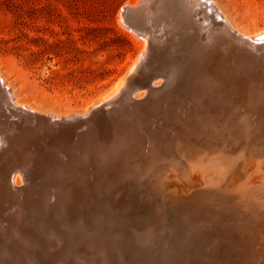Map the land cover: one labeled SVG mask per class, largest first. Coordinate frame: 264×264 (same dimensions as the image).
<instances>
[{
    "label": "rangeland",
    "instance_id": "rangeland-1",
    "mask_svg": "<svg viewBox=\"0 0 264 264\" xmlns=\"http://www.w3.org/2000/svg\"><path fill=\"white\" fill-rule=\"evenodd\" d=\"M130 1L131 0H0V77L3 78L9 84L10 86L9 88L12 90V94L14 98L16 97L15 101L17 102L18 107L21 105L20 107H24V108L27 107L25 109L29 110L28 113L22 112V111L16 112V111H12L14 109L10 110L9 108L7 109V112H9V114L2 113L1 115L2 117H4V115H7L5 116L6 119L0 117V120L4 121L3 119H5L6 120L5 122L8 123V124L6 123L5 125L4 122L1 123L0 121V124H1L0 126H2L0 127L1 129L0 130V172L7 170V169L11 170L12 169L11 164H13L14 163L13 161H15L12 158L17 155H24L23 151L26 153L29 150H34L35 153L34 154L31 153L30 157L36 158L37 156H39L40 158L39 160H35V161L27 160L26 161L27 163L29 161L30 162L28 164L24 162L23 164L25 165L23 164L21 166L17 165L16 166L17 169L15 168L17 173L15 171L13 172V170H15L13 169L12 173L9 175L10 182L11 184L13 183V187L16 185L17 187H20L19 192L21 193L22 191L25 196L21 197L20 193L17 192L15 194L16 196L13 194L11 199L0 200V218H1L0 227L2 226L0 228V264H7V263L8 264H18V263L19 264H26V263L34 264V262L36 264H38V262L39 264H52L53 262V264H55L56 261L54 260L56 259H57L56 264L57 263L58 264H61V263L62 264H65V263L104 264L103 260L104 262L107 261L105 264H119V263L122 264L124 262H125L124 264H131V263L132 264H141V263L142 264H186V263L187 264H194V263L208 264L209 261L212 264V262L215 259L217 260V263H215L216 262L215 260L213 264H230L231 262L235 264V263H238L239 261H241L240 263L243 264L244 262H246L245 260L248 259L247 257H243L245 255L244 253H247V249L245 250L243 244L241 243L240 244L237 243L240 245V249L239 248L235 249V247H239V246L236 244V242H234L232 233L230 235L229 234L225 235L226 233L225 229H220L218 226L215 227L214 225L213 226L211 225L212 228L211 226L210 228L206 227V225L208 226V224L206 225L203 224V226L205 227L204 228L201 227L200 229L202 230L191 229L192 227L190 228L189 224H187L184 221L182 223L181 222L182 221L181 217L183 215L182 211L178 208L173 207L172 200H164L163 197L161 196L162 195L161 192H165L167 188H165L164 191L160 192L159 195L161 196V198H159V195H158L157 199L155 197L153 198V200L152 199L148 200L147 195L149 194V191L152 187V183L148 184V182H151L150 180L145 181L140 176L137 177L136 179L135 177H133L134 179L131 180L132 177L130 178L131 176L130 175L129 180H127L128 178L125 179L126 176L124 178L122 177L123 178V182H122V178L120 177V174H121V171L124 169L123 166L121 165H119L118 167L114 166V167H117V169L116 171L113 170L114 168L113 164L115 162L116 163L114 165L117 164V161H115L116 159L119 161H121L122 159L124 161H128L127 159L128 156L124 154L122 155V152H120V150H118L119 153L117 151L116 152L112 151L113 152L112 153L110 151V148L106 151V148L109 147L111 142L120 140L117 134L119 132L118 130L121 127L129 129L130 131L129 138L126 139V141H129L128 145L130 144V147L133 145L132 150L134 151V157L133 159L130 158L132 162H130L131 160L129 159V163H128V165H131L132 167L137 166L139 164V162L136 161V158L138 157L137 153L140 154V152L145 150L144 148L148 146L149 140L147 138V135L151 133L152 130L154 129L160 130L158 136L161 137L162 139H165L166 142H169V143L175 139L176 137L174 136L175 134L176 135L179 133L181 134V132L182 134L186 133V131H181V129H177L178 124L180 123H178L176 120L174 121V116L176 117V115L178 114L177 116L182 118V116H184L183 112L188 111L186 107L189 109L188 101H190L189 100L190 96L187 94V92L190 90L189 89L187 90V88H189L188 86L190 84L188 81L195 78L196 77L195 75H197V72H195L196 66L193 65L194 68L193 67L189 68V65H188V60H190V58L193 57V55L191 54L193 52L192 49L194 47L203 48L205 45L206 46L204 48L208 47V49L209 47L212 48L214 45H216L217 47L220 46V48L224 49L223 46H226L229 43L231 44L232 41L233 42L235 41L233 39L236 38L235 36H233L234 34L232 35L233 38L230 37L231 32L228 33V31L225 30L224 28L225 25L223 21L220 20L221 19L220 15L219 17H217L215 14V11L213 13L214 9H210L209 4L206 3L204 0L203 1L201 0L200 4H198L199 8L196 5L197 3H199L200 0L196 2L194 1L195 3L192 1L191 5H190L189 0H175L177 3L176 6L182 7L184 11L183 14L186 16L188 20L186 21L187 23L176 21L175 19L172 18L171 13H166V7L165 5H163L165 0H148L147 4H143V6H140V7L136 6L135 8H131ZM135 1H138V0H135ZM213 2L215 6L217 7V9L219 8V10L222 12L221 16L223 14L222 17L228 20V23H230L229 25L232 26V28L236 30L237 33L239 32L241 35L244 34V35L252 36L257 30H260V29L261 31L264 30V0H213ZM141 3L142 2H140V4ZM201 3L203 4L201 5ZM188 6L190 8L187 9L186 7ZM201 6H202V9L204 10V13H203V10H201ZM183 7L186 8L187 10L184 9ZM205 7L206 9L208 8V10H206ZM131 9H135V10L131 12ZM141 9L143 10L141 11ZM211 10L212 12H210ZM186 11L188 12V14ZM205 12L208 14H206ZM201 13L205 15L203 16ZM133 15H135L136 18L133 17L132 19H130ZM206 15L208 16V18ZM137 17L140 20H138ZM214 17H215V21H213ZM216 17H217V20H216ZM191 18L192 19L194 18V19L191 20ZM126 20L130 21L133 24V26L130 22L128 21L126 22ZM195 21L196 22L199 21V22L196 23ZM221 22L223 26L221 25ZM202 23H204L205 25L204 24L202 25ZM218 23L221 25V27ZM135 24L136 26H134ZM207 24H208V27L206 26ZM200 25L202 28L199 27ZM184 26H186L185 29H184ZM195 28L198 29L199 32H197L198 30H196ZM214 28H216V30ZM219 28L221 29L222 33L220 32ZM209 29H210V32H209ZM211 29L213 31L215 30L213 34H212L213 31ZM217 32H220V34ZM207 34H209L210 36ZM215 35H217L215 37L216 39H214ZM211 37L213 39H211ZM189 38L191 40H187ZM200 38L201 40H199ZM203 39L205 41L207 39L208 40L204 42L202 41ZM227 41L229 42L228 44H226ZM196 43H199V46H197L198 44ZM262 44L264 43H260L258 46L261 45L264 47V45ZM201 45H204V46L202 47ZM260 52L264 53L263 50H261ZM135 57L136 58L139 57V59L138 58L136 59ZM224 60L221 62L231 66V68L233 65L235 66L237 64L236 63L237 61H234L233 62L234 64L232 63L233 65H231V63H229L230 62L229 60L227 59H224ZM158 68L160 70H158ZM221 69L226 70L227 68H225V66H219V64H217L214 67V70L216 71L221 70ZM129 71H132V73L130 74ZM157 71L160 74L162 73V75L165 77H157L158 79L154 78L147 85L151 89L153 87L154 91L159 92L157 101L159 103L162 101L161 104H157V105L152 104L146 107L148 111H147V119L145 121L142 122L139 119V121L136 120L138 122L137 124L136 123L133 124V120H130L129 122H131L130 123L131 126L128 127L126 125H121L124 123L122 121H119V119L121 120L122 118L127 116L125 112L126 111L125 107H127V110L128 108H131L133 104L132 103L133 100L137 97H140L138 95H141V94L143 95L140 98L147 95L146 89L142 90L141 88H138V87L142 86L144 84L143 82L146 81L152 74H154L155 72L158 73ZM165 71H167V73ZM142 73L144 74L142 75ZM201 73L205 75L203 71ZM123 78L125 79L123 84L120 85L118 90L113 91V95L109 98V96L112 94V92L110 93L108 92L110 88L114 84H117L116 83L117 81L119 83ZM177 79H179L181 82ZM182 80H183L184 85L183 84L181 85ZM178 81L180 84L178 83ZM186 81L188 83H186ZM185 83H186L187 88H185ZM171 88H173L174 90H171ZM163 89H166V90H163ZM185 90L187 92H185ZM172 91L175 94L177 93V95H174ZM178 92L182 95L180 96L182 97L180 100L178 99L180 95ZM165 94L166 95L168 94V96H166ZM173 95L175 96V98ZM186 96H188L187 97L188 99L186 98ZM131 98L133 99L131 100ZM167 98H168V102L166 100ZM105 99L106 101H109L108 104L99 105V103L100 102L102 103L103 101H105ZM182 99H186V101L185 100L182 101ZM184 101L185 103H183ZM180 106H183L185 108H182ZM231 107L232 106L230 105V106L224 107V110L221 109V113L223 114H219L220 112L218 114L213 113L215 114L214 117H213V114L210 113L211 118L212 119L215 118L217 122L216 121L214 122L216 123L214 124L215 129L211 131H208L207 129L204 130L202 129V127H200L202 130L199 133L202 134V136H204L203 138L200 135V137H202L200 138V140L202 139L201 140L202 143L209 144V142L211 141L209 140V138H211V136L214 133L220 134L221 130L223 129L221 127L225 125V121H227L226 126L231 125V124H228L230 123L228 122L230 121L229 117L227 120L226 119L227 117L225 115V112H227L228 108H229V111L232 110L230 109ZM181 109H184L185 111L183 110L182 112ZM122 110H124L123 115H122ZM175 110L177 111V113ZM118 111L120 113H118ZM111 112H113L114 114ZM180 113H183V114L181 115ZM240 113L243 114L244 112H240ZM157 114L159 115V117L161 116L162 118V119L159 117H158L159 119L157 118L158 119L157 125L158 124L161 125L163 122L162 120L165 121L163 125L161 126L158 125L159 127L156 125ZM41 115L48 116V117H54V118H62L63 120H66V122H61L59 124L54 125L52 123H47L44 119H41V117H39ZM170 116L171 117L173 116V117L171 118ZM238 116L242 117L243 115L240 116V114H238ZM256 116H253L254 123L252 120L253 117L251 118V121H252L251 123H253V126H255V128L257 127V129H260L259 132L264 134V130H263L264 128L263 126H261L262 125L261 123H263V121H260V118L258 117V115ZM9 117L11 119H14L15 121L11 120L12 122L9 123L10 121ZM167 117L171 119V121L165 120V119H168ZM218 117H220L219 118L220 120L218 119ZM222 117H224L225 119H223ZM255 120L257 124L255 123ZM259 121L261 123H259ZM165 123H167V125ZM221 123L223 125H221ZM3 125L5 126L3 127ZM7 125L9 126L7 127ZM116 126H118V130L116 129L117 128ZM169 127L171 130L175 132H172V134H170V131H168L170 129L167 130V128ZM122 128L120 130L124 129ZM46 129H49V130L46 131ZM164 130H166V132ZM202 131L206 133L208 132L210 135L203 133ZM213 131H216V132H213ZM162 134H164L165 136H161ZM203 141H206V142H203ZM103 144H105L104 146L106 147H103L102 146ZM262 145H264V142L259 143V148ZM102 147L105 148V150L103 149L104 153H103ZM98 149H100V151H98ZM49 150L52 153L50 157L53 155L51 158L48 156ZM126 150L127 149H125V151ZM56 156L58 157L60 156V157L57 158ZM81 157H83V159H81ZM95 158H98V159H95ZM56 160L60 162L62 161L63 163L59 164V162ZM91 160H94V161L92 162ZM110 160L112 162L108 163V161ZM96 161L99 163L100 161H103L105 162L104 164L106 165H101L103 164V162L99 164ZM3 162H6V165H3ZM81 162L82 164H80ZM88 162H89V165H88ZM92 163H95V164H92ZM107 163L111 164L113 168L110 167L109 165L108 167ZM61 164H63L64 166ZM83 165H85V167ZM59 166L61 168H59ZM102 166H104L105 169ZM131 166L128 167L130 172L132 169ZM95 167H97L98 169ZM100 168L101 170H99ZM106 168L108 170L110 168L113 172L111 173V171L106 170ZM94 170L97 171L99 176L98 174H96V171L94 172ZM82 171L84 172V174ZM102 171L103 172L108 171V172H106L107 174H105ZM126 171H128V169ZM73 172L75 173L76 176L73 174ZM92 172L94 173V176ZM100 173H102L101 176H100ZM113 173L115 174L113 175ZM77 174H80V176ZM108 174L110 176H108ZM72 176L73 177L75 176V178L73 179ZM116 176L119 179H116ZM106 177L107 179H105ZM11 179H13L12 180L13 182L11 181ZM81 179H83L85 183H82L84 181L83 180L81 181ZM93 180H94V183L92 182ZM137 180H140L141 183ZM1 181H2V176L0 177V183ZM125 181H129V182L127 183ZM132 181L133 183H130ZM124 182L129 185L127 186V184H125ZM99 183H102V185L105 184V187L101 186V184ZM70 184L72 188H69L71 187ZM97 184H99V188ZM116 184H119L121 186L116 185ZM123 184H125V186L122 187ZM134 184H135L136 189L134 187ZM22 185H23V188H22ZM139 185H143L142 188L141 186L139 187ZM149 185L151 186L149 187ZM96 186L98 190L95 189ZM74 187H76L77 189H75ZM73 188L75 191L73 190ZM102 190L104 192H101ZM126 190L132 191V192L134 191L135 193V194L133 193L134 196L132 195V193H129V192H127L128 193L127 194ZM136 190L138 191V193ZM71 191L74 192L75 195ZM106 191L107 192L109 191V192L107 193ZM143 194H145L146 196ZM125 195H128L129 197L133 196L134 198L133 197L131 198L134 202L131 200V198ZM120 196H122L121 199H120ZM107 197H108V200H107ZM123 198L124 200H122ZM135 198L136 199L138 198V199L136 200ZM126 199L129 201L128 205H127ZM94 200H96V202ZM103 200L105 203L103 202ZM125 200H126V203L124 202ZM1 201H5V202L3 203ZM10 201L11 203H9ZM16 201H18L17 203H19L20 205H18ZM75 201H77L78 204L80 203L79 204L80 206ZM83 201L84 202L87 201V202L84 203ZM100 201H101V204H100ZM115 201H117L116 204H115ZM130 201H132L134 206H135V203H137L136 204L137 206L134 207L132 204H130L131 203ZM150 201H152L153 203L155 202L156 205ZM88 202L90 205L87 204ZM108 202H111V204L109 203L110 206ZM66 203L67 204L70 203V205H67ZM75 203H76V206L74 207ZM166 203H168L169 205ZM86 204L88 206H86ZM106 204H108L107 208H106ZM81 205H83L82 206L83 209L80 208ZM149 205H151V207ZM121 206H123V208L127 207L128 209L126 208L125 210L124 208L123 210L120 208ZM130 206L133 210L130 208ZM2 207L3 208L8 207V208H6V210L4 209L5 210L4 211ZM148 207H150L151 209ZM99 208L101 210L104 209L103 210L104 212L103 211L100 212ZM129 208L131 209V212ZM79 209H82L83 211ZM144 209L146 210V213L149 216L144 212L145 211ZM147 209L148 210L150 209V211H148ZM169 209L171 210L169 211ZM84 210H87V211L84 212ZM120 210H122V212L124 211L125 213L124 214L119 213ZM127 210H129V212H127ZM134 210L136 211V213L135 212L133 213ZM6 211L9 213H7ZM92 211H93V214L95 213L99 215L100 213V215L99 216L93 215L91 214ZM108 213L111 216H109ZM129 213L130 215H127ZM88 214H91V215H88ZM104 214H106L107 216ZM133 214L134 215L136 214L135 216L139 218H135V216H132ZM141 214H143V216ZM161 214H163V216H161ZM175 214H177V216ZM100 216H103L102 219H100L101 218ZM120 216H124V217H121L122 218L121 219ZM127 216L128 217L132 216V217L130 219ZM151 216L153 218L150 219ZM104 217L106 220L104 219ZM147 217H149V221H147L148 220ZM124 219L125 221H123ZM138 219L140 220L136 221ZM160 219L161 221H164L165 223L162 222L161 227L160 226L158 227V225H160ZM98 220H100V223L102 224H100ZM107 220L108 222L112 223V225L109 224ZM133 220L136 223H134ZM175 220L176 221L178 220V222H176ZM104 221L106 222V224ZM118 221L120 224L122 223L121 226L119 223H117ZM145 221H147L148 223L147 222L144 223ZM141 222L142 224L143 223L145 224L146 229L145 227H143L144 224L142 225V228L139 227L141 226V224L139 225V223ZM152 223L154 224V226ZM113 224H114V227H113ZM172 224L173 226L174 225L175 226L173 227ZM104 225H106L105 228H103ZM167 225L171 226V228L173 227L174 229L173 228L170 229V227L168 228ZM108 226L112 228L109 227L110 228L109 229L107 228ZM135 226H136V230H134ZM147 227H150V228H147ZM138 228H140V232L142 234L138 232ZM151 228L152 229L156 228L155 232H158L157 233L158 235H156L155 232H153V230L151 232ZM217 228L219 229L218 230L219 233L223 232L221 234V236L223 237L219 236L220 234L217 233ZM143 229L145 230V233L148 232L149 234L150 233L153 234L152 238L156 239L154 240L155 242L147 241V240L142 241L145 238L147 239L149 237V236L146 237L148 233H146L147 235H144L145 233L143 234ZM168 229H169V232H168ZM189 229H191L190 230L191 236L189 234ZM211 229H213V232ZM109 230L110 232H112L111 233L112 235L110 234ZM124 230H127V232H124ZM164 230H167V232L164 233ZM103 231H105L106 233ZM121 232L122 234H120ZM128 232H130L131 234L130 236ZM131 232L133 233V235ZM134 232L136 233V236L137 235L139 236V237L137 236L138 238L135 236ZM207 232H208V236H206ZM162 233L166 234V236L165 235L161 236ZM192 233L193 235L194 234L202 235V237L196 236V235L192 236ZM212 233H213V236H211ZM108 234H110L112 237ZM209 234L211 238L214 239L216 237V239L217 238L218 239L217 240L214 239L215 241L214 242L213 239L211 240V238L209 237ZM121 235L122 237H120ZM123 235L124 236L126 235V236L124 237ZM141 235L142 236L144 235V236L141 237ZM178 236H181L182 240L184 239L183 237L185 238L189 237V238L184 239L186 241L184 240L182 241L181 238ZM204 236L207 239L208 238L209 239L207 240ZM198 237H200L201 239ZM135 238L138 239L139 241L142 239L141 240L142 242H139L137 240V243H136V241L134 240ZM190 238L191 240H189ZM197 238L200 239L199 242ZM203 238L206 240H204ZM221 238L222 240L225 239V241L221 242ZM227 238L228 239L231 238L230 240L232 242L231 241L229 242ZM120 239L123 240V242L126 241L128 243L126 242L123 243ZM132 239L135 245L134 244L130 245V243L132 242L131 241ZM196 240H197V243H196ZM191 241H193V243ZM200 241H201V244L203 245L199 244ZM145 242L147 245H149L148 243L150 244L152 243L153 246L152 247H150L151 245L148 246L150 247V249H148L147 245H145L147 248L146 249L145 247H143ZM189 242H191L192 244L191 243L189 244ZM162 243H164L165 245L164 244L162 245ZM224 243L225 245H223ZM226 244L231 248L226 246ZM40 245L42 248L40 247ZM129 245L132 248L129 247ZM133 245L135 247L136 245H141V246H137L135 248ZM204 245L205 247L207 246L208 247L205 248ZM222 247H225V248H222ZM241 248L244 252L241 251ZM238 250H240V252ZM158 251H160L161 253ZM226 252L230 254L231 252H234V253H232L231 255L229 254L230 255L229 256L227 255L228 253ZM17 253H19L20 256L15 257L16 255H18ZM51 253L56 256H53ZM56 253L58 254L59 258L61 256H63L64 258L61 257V259H58ZM60 253H61V256H60ZM65 253L69 254L68 257ZM129 253L131 254V256ZM123 254L125 256L127 255L126 258ZM32 256H34V261H33ZM116 256H118V258ZM215 256H217L218 258L217 257L215 258ZM222 256H224L225 258L224 257L222 258ZM19 257L21 259L18 260ZM211 257H213V259ZM219 257H221V260H219ZM65 258H68V259L70 258V260L68 259L66 260ZM231 258L233 260H231ZM243 258L244 259L246 258V259L244 260ZM62 259L63 261L65 260L66 261L65 262L62 261L60 263ZM198 259L199 261L201 259L202 260L198 262ZM242 259L244 260V262ZM125 260L126 261L128 260V261L126 262ZM229 260H230V263H229ZM237 260L239 261L237 262Z\"/></svg>",
    "mask_w": 264,
    "mask_h": 264
},
{
    "label": "bare ground",
    "instance_id": "bare-ground-1",
    "mask_svg": "<svg viewBox=\"0 0 264 264\" xmlns=\"http://www.w3.org/2000/svg\"><path fill=\"white\" fill-rule=\"evenodd\" d=\"M190 1V5H191V3H192V1L194 2H196V1H199V0H189ZM203 1V0H202ZM206 3H208L209 4V8L210 9H214L213 10V13H214V11H215V14H216V16L217 17H219V15H220V20H222L223 21V23H224V28H225V30H227L228 31V33L229 32H231V35H230V37H232L233 38V36H235L236 38H234L233 40H235L234 42L232 41V43L230 44L228 41L226 42V44H228V45H226V46H223L224 47V49L223 48H220V46L219 47H217L216 45H214L212 48H210L209 47V49H208V47H206V48H204L205 46L204 45H201L203 48H201V47H194L192 50H193V52L191 53L192 55H193V57H189L190 58V60H192V61H190V60H188V65H189V68L190 67H193L194 68V66L193 65H195L196 66V70H195V72H197V75H195L196 77L195 78H193V79H191L190 81H188L189 82V88H187L186 87V83H188L187 81H186V83H185V88H187V90L189 89L190 91H186L185 90V92H187V94L190 96V101H188L189 102V109L186 107V109L188 110L187 112L184 110V109H181L182 110V112H183V110L185 111V112H183V113H180L181 115L183 114L184 116H182V118H180L179 116H177L176 115V117L174 116V121L176 120L178 123H180V124H178V128L177 129H181V131H186V133L185 134H182V132H181V134L179 133V134H175L174 136H176L175 137V139L174 140H172L170 143L169 142H166V140L165 139H162L161 137H159L158 135H159V131L160 130H152V132L151 133H149L148 135H147V138H148V146L147 147H145L144 149L145 150H143L142 152H140V154L139 153H137L138 154V159L136 158V161H138L139 162V164L137 165V166H134V167H132L131 165H128V163H129V159L131 158V159H133V157H134V151L132 150L133 149V145L130 147V144L128 145V143H129V141H126V139H128L129 138V133H130V131H129V129H126V128H122L121 126V128L123 129V130H118V126H116L117 128V130L119 131L118 132V136H119V138H120V140L119 141H113V142H111L110 143V145H109V147L108 148H106V151L110 148V151L112 152H118V150H120V152H122V155L124 154V155H127L128 157H127V159H128V161H124L123 159L121 160V161H119V160H115V161H117V164L116 165H114L113 163V167L114 166H119V165H121V166H123V170L121 171V174H120V177L122 178H124L125 176H126V178L125 179H127V180H129V176H130V178L132 177V179L131 180H133L134 178L133 177H135V179L137 178V177H142L145 181L146 180H150L151 182H148V184H150V183H152V187H151V189H150V191H149V194L147 195V198H148V200H150V199H152L153 200V198H155L156 197V199H157V196L160 194V192L161 191H164V189L165 188H167L166 190H165V192H161L162 193V197H163V199L164 200H172V202H173V207L174 208H178V209H180L181 211H182V214L184 215H182V223H183V221L184 222H186L187 224H189L190 225V228L191 229H200L201 227H205V226H203V224H208V226L206 225V227H209L210 228V226L212 225H214L215 227H219L220 229H225V231H226V233H225V235L226 234H233V238H234V242H236V244L237 243H241V244H243V246H244V248H245V250L247 249V253H244L245 255H247V256H243V257H247L248 259L247 260H245L244 258V260L246 261V262H244V260H243V264H264V145H262L260 148H259V143H262V142H264V134H262L261 132H259L260 131V129H257V127L255 128V126H253V123H254V117L253 116H256V115H258V117L260 118V121H263V123H261L260 121H259V123H261L260 125L261 126H263V128H264V53H261L260 51L261 50H263L264 51V47L263 46H258L260 43H264V30H262L261 31V29L260 30H257L253 35L252 34H250V35H252V36H249V35H241L239 32L237 33L236 32V30H234L233 28H232V26H230L229 24L230 23H228V20L227 19H225L224 17H222L223 16V14H222V16H221V11L219 10V8L217 9V7L215 6V4H214V2H213V0H204ZM140 2H142L143 4H147L148 3V0H138V1H135V0H131L130 1V6H131V8H135L136 6L137 7H140V6H143V4L141 5L140 4ZM179 2V1H178ZM194 2V3H195ZM200 2H201V0L199 1V3H197V7H198V4H200ZM127 3H129V2H127ZM188 3V2H187ZM140 4V5H139ZM189 4V3H188ZM203 3H201V5H202ZM163 5H165V7H166V13H171V16H172V18L173 19H175L176 21H179V22H186V21H188L187 20V18H186V16L183 14L184 13V11H183V9H182V7L181 6H176L177 5V3H176V1L175 0H165L164 1V3H163ZM207 6V5H206ZM129 7V6H128ZM208 7V6H207ZM178 8V9H177ZM184 8V7H183ZM187 9L188 8H190L189 6L188 7H186ZM186 8H184V9H186ZM199 8V7H198ZM186 9V10H187ZM195 9V8H194ZM205 9H206V7H205ZM133 10H135V9H131V12L133 11ZM139 10V9H138ZM143 9H141V11H142ZM201 10H203L202 9V6H201ZM206 10H208V8L206 9ZM190 11V10H189ZM195 11V10H194ZM144 12V11H143ZM187 12V11H186ZM199 12V11H198ZM208 12V11H207ZM210 12H212V10L210 11ZM134 13H135V11H134ZM145 13V12H144ZM195 13V12H194ZM197 13V12H196ZM203 13H204V10H203ZM203 13H201L202 15H203ZM206 13V12H205ZM187 14H188V12H187ZM190 14V13H189ZM193 14V13H192ZM191 14V15H192ZM199 14V13H198ZM197 14V15H198ZM206 14H208V13H206ZM136 15V14H135ZM135 15H133L131 18H130V16H129V18L130 19H132L133 17H135L136 18V16ZM196 15V14H195ZM205 15V14H204ZM203 15V16H204ZM212 15V14H211ZM214 15V14H213ZM207 16V15H206ZM205 16V17H206ZM141 17V16H140ZM217 17H216V20H217ZM134 18V19H135ZM138 18V17H137ZM194 18H196V17H194ZM193 18V19H194ZM201 18V17H200ZM207 18H208V16H207ZM209 18H210V16H209ZM133 19V20H134ZM192 18H191V20H193ZM204 19V18H203ZM129 20V19H128ZM128 20H126V22L128 21ZM133 20H132V22H133ZM138 20H140L139 18H138ZM174 20V21H175ZM190 20V21H191ZM196 20V19H195ZM208 20V19H207ZM211 20V19H210ZM209 20V21H210ZM213 20V19H212ZM227 20V21H226ZM201 21H202V19H201ZM206 21V20H205ZM213 21H215V17H214V20ZM128 22H130V21H128ZM135 22V21H134ZM196 22V21H195ZM197 22H199V21H197ZM196 22V23H197ZM207 22V21H206ZM211 22V21H210ZM210 22H208V23H210ZM131 23V22H130ZM187 23V22H186ZM201 23V22H200ZM220 23V22H219ZM218 23V24H219ZM132 24V23H131ZM189 24V23H188ZM199 24V23H198ZM204 23H202V25H203ZM130 25V24H129ZM180 25V24H179ZM187 25V24H186ZM190 25V24H189ZM188 25V26H189ZM194 25V24H193ZM192 25V26H193ZM205 25V24H204ZM220 25V24H219ZM221 25H222V22H221ZM221 25H220V27H221ZM132 26H133V24H132ZM134 26H136V24L134 25ZM139 26H141V25H139ZM207 27H208V24L206 25ZM211 26V25H210ZM210 26H209V28H210ZM213 26V25H212ZM223 26V25H222ZM131 27V26H130ZM185 27L186 26H184V29H185ZM200 28H202L201 27V25L199 26ZM198 27V28H199ZM204 27V26H203ZM219 27V26H218ZM217 27V28H218ZM197 28V27H196ZM195 28V29H196ZM127 29V28H126ZM204 29V28H203ZM215 30H216V28H214ZM220 29V28H219ZM218 29V30H219ZM196 30H198V29H196ZM202 30V29H201ZM212 30V29H211ZM214 30V31H215ZM224 30V29H223ZM187 31V30H186ZM213 31V30H212ZM211 31V32H212ZM214 31L212 32V34L214 33ZM188 32V31H187ZM197 32H199V30L197 31ZM205 32V31H204ZM209 32H210V29H209ZM220 32H221V29H220ZM220 32H217V33H219L220 34ZM206 33V32H205ZM207 33H208V31H207ZM222 33V32H221ZM134 34H135V32H134ZM201 34H203V33H201ZM211 34V33H210ZM226 34V33H225ZM234 34V35H233ZM184 35V34H183ZM190 35V34H189ZM197 35H198V33H197ZM200 35V34H199ZM207 35H209V34H207ZM218 35V34H217ZM217 35H215L214 36V39H216L215 37L217 36ZM229 35V34H228ZM233 35V36H232ZM137 36V35H136ZM210 36V35H209ZM187 37V36H186ZM191 37V36H190ZM138 38H139V36H138ZM141 38V37H140ZM192 38V37H191ZM207 38V37H206ZM205 38V39H206ZM218 38V37H217ZM229 38V37H228ZM142 39V38H141ZM211 39H213L212 37H211ZM219 39V38H218ZM230 39V38H229ZM228 39V40H229ZM143 40V39H142ZM183 40V39H182ZM187 40H191L190 38L189 39H187ZM186 40V41H187ZM199 40H201V38L199 39ZM208 40V39H207ZM206 40V41H207ZM202 41H204V42H206L204 39L202 40ZM203 42V43H204ZM216 42V41H215ZM201 43V42H200ZM214 43V42H213ZM213 43H212V45H213ZM219 43H220V41H219ZM225 43V42H224ZM186 44V43H185ZM196 44H198L197 46H199V43H196ZM215 44V43H214ZM223 44V43H222ZM224 45V44H223ZM262 45H264V44H262ZM145 47V46H144ZM188 47V46H187ZM190 47V46H189ZM193 47V46H192ZM217 48H219V49H217ZM191 50V49H190ZM188 53H190V52H188ZM140 54V53H139ZM144 54V53H143ZM141 55V54H140ZM216 57V58H215ZM136 58V57H135ZM138 59H139V57H137ZM136 58V59H137ZM162 58V57H161ZM154 59V58H153ZM224 59H227V60H229L228 62L229 63H231V65H233L234 63V61H237L236 63V65L234 66H232V68H231V66H229V65H227V64H225V63H223V62H221V61H223ZM225 61V60H224ZM134 62V61H133ZM132 62V63H133ZM175 63V62H174ZM233 63V64H232ZM134 64V63H133ZM132 64V65H133ZM158 64V63H157ZM172 64V63H171ZM211 64H212V66H211ZM217 64H219V66H225V68H227L226 70L225 69H221V70H218V71H216V70H214V67L217 65ZM169 65H170V63H169ZM191 65V66H190ZM131 67V66H130ZM152 67V66H151ZM165 67V66H164ZM163 67V68H164ZM169 67V66H168ZM167 67V68H168ZM130 69V68H129ZM166 69V68H165ZM199 69V70H198ZM131 70V69H130ZM144 70V69H143ZM158 70H160L159 68H158ZM146 71V70H145ZM149 71V70H148ZM155 71V70H154ZM204 72L205 73V75H203L201 72ZM158 72V71H157ZM164 72V71H163ZM166 73H167V71H165ZM129 73L131 74L132 73V71H129ZM128 73V74H129ZM146 73V72H145ZM156 73V72H155ZM152 74L146 81H144L143 83V85L142 86H140V87H138V88H141L142 90H144V89H146L147 90V95L146 96H144V97H142V98H140L141 96H143L142 94L141 95H138V96H140V97H137V98H135L134 100H133V104H132V106H131V108H128V110H127V107H125L126 108V114H127V116L126 117H124V118H122L121 120L119 119V121H122L124 124H121V125H126V126H131V122H129L130 120H133V124H137L138 122L136 121V120H138L139 121V119L143 122V121H145L146 119H147V111H148V109L146 108L147 106H150V105H152V104H161V102L159 103L157 100H158V95H159V92H156V91H154L153 90V87H152V89L151 88H149L148 87V83L152 80V79H154V78H157V77H165V76H163L162 75V73L160 74L159 72L158 73H156V74ZM172 73H174V72H172ZM185 73V72H184ZM144 73H142V75H143ZM147 74H149V73H147ZM147 74H145V75H147ZM165 74V73H164ZM168 75V74H167ZM192 75H193V73H192ZM169 76V75H168ZM170 77V76H169ZM145 78V77H144ZM184 78H185V76H184ZM124 79V78H123ZM121 80L119 83H118V81L116 82L117 84H114L111 88H110V90L108 91L109 93L110 92H112V94L109 96V98L113 95V91H115V90H118L119 89V87H120V85L121 84H123V82L125 81V79L124 80ZM158 79V78H157ZM181 79H182V77H181ZM0 80L2 81V83H3V85L6 87V88H8L9 89V91H10V93H11V95H12V97H13V100H14V104H15V106H18L17 105V102L15 101V98H14V96H13V94H12V90L9 88L10 86H9V84L3 79V78H1L0 77ZM145 80V79H144ZM169 80V79H168ZM175 80V79H174ZM177 80H179V79H177ZM183 80H185V79H183ZM183 80H182V83H181V85L183 84L184 85V83H183ZM187 80V79H186ZM180 81V80H179ZM179 81H178V83H179ZM154 82V81H153ZM165 82H166V80H165ZM181 82V81H180ZM185 82V81H184ZM160 83V82H159ZM166 84H167V82H166ZM180 84V83H179ZM137 85V84H136ZM154 85V84H153ZM158 85H160V84H158ZM163 85V84H162ZM172 85V84H171ZM178 85V84H177ZM181 85H180V87H181ZM155 86V85H154ZM160 87V86H159ZM165 87V86H164ZM174 88H175V86H174ZM184 88V87H183ZM182 88V89H183ZM184 88V89H185ZM140 89V90H141ZM157 89V88H156ZM170 89V88H169ZM179 89V88H178ZM162 90V89H161ZM163 90H166V89H163ZM171 90H174L173 88H171ZM180 90H181V88H180ZM169 91V90H168ZM183 91V90H182ZM173 92V91H172ZM176 92V91H175ZM174 93V92H173ZM179 93V92H178ZM181 93H183V92H181ZM108 94V93H107ZM168 94H170V93H168ZM168 94L166 95V96H168ZM180 94V93H179ZM185 94V93H184ZM109 95V94H108ZM134 95V94H133ZM132 95V96H133ZM174 95H177V93L175 94L174 93ZM173 95V96H174ZM170 96V95H169ZM172 96V97H173ZM180 96H182L181 94L179 95V98L178 97H176V98H178L179 100L182 98V97H180ZM172 97H171V99H172ZM184 97V96H183ZM188 96H186V98H187ZM129 98V97H128ZM134 98V97H133ZM133 98H131V100L133 99ZM163 98V97H162ZM170 98V97H169ZM174 98H175V96H174ZM102 99V98H101ZM188 99V98H187ZM103 100H104V98H103ZM127 100V99H126ZM159 100H160V98H159ZM167 100V102H168V98L166 99ZM176 100V99H175ZM174 100V101H175ZM178 100V101H179ZM183 100H185L186 101V99H182V101ZM100 101V100H99ZM170 101H172V100H170ZM173 101V102H174ZM185 101L183 102V103H185ZM108 102L109 101H106V99H105V101H103L102 103L100 102L99 103V105H107L108 104ZM126 102V101H125ZM167 102H165V103H167ZM181 102V101H180ZM127 103V102H126ZM131 103V102H130ZM170 103V102H169ZM175 103V102H174ZM182 103V104H183ZM128 104V103H127ZM164 104V103H163ZM188 104V103H187ZM191 104V105H190ZM168 105H170V104H168ZM179 105V104H178ZM177 105V106H178ZM232 106L230 109H232V110H230L229 111V108H228V110H227V112H225V111H223V112H225V115H226V119L228 120V117H229V120L230 121H228V122H230V123H228V124H231V125H228V126H226V123H227V121H225V125H223L222 123H221V125H223L221 128H223L222 130H221V133L220 134H213L212 136H211V138H209V140H211L210 142H209V144L208 143H202L201 142V140H200V138H204V136H202V134H200L199 132L202 130V129H207L208 131H211V130H213V129H215V127H214V124H216V123H214L215 121H216V119L215 118H211V114L210 113H219V114H223V113H221V109H223L224 110V107H226V106ZM21 106V105H20ZM19 106V107H20ZM27 106V105H26ZM125 106H126V104H125ZM159 106V105H158ZM173 106H175V105H173ZM184 106H186V105H184ZM130 107V106H129ZM163 107V106H162ZM180 107H182V108H185V107H183V106H180ZM25 108H27V107H25ZM153 108V107H152ZM175 108V107H174ZM179 108V107H178ZM177 108V109H178ZM9 109V108H8ZM29 109V108H28ZM123 109V108H122ZM11 110V109H10ZM180 110V109H179ZM13 111V110H12ZM34 111V110H33ZM37 111V110H36ZM107 111V110H106ZM116 111V110H115ZM119 111H120V109H119ZM118 111V113H120ZM176 111V110H175ZM229 111V112H228ZM11 112V111H10ZM17 112V111H16ZM31 112H32V110H31ZM231 112V113H230ZM240 112H244L243 114L242 113H240ZM7 114H9V112H6ZM40 113V112H39ZM111 113H113V112H111ZM123 113H124V110H122V115H123ZM176 113H177V111H176ZM230 113V114H229ZM19 114V113H18ZM114 114V113H113ZM179 114V115H180ZM215 114H213V117L215 116ZM238 114H240V116L241 115H243L242 117H239L238 116ZM12 115H13V113H12ZM15 115V114H14ZM224 115V116H225ZM5 116H7V115H4V117H2V116H0V117H2V118H5ZM16 116V115H15ZM68 116V115H67ZM108 116V115H107ZM110 116V115H109ZM120 116V115H119ZM155 116V115H154ZM172 116V117H173ZM218 116V115H217ZM221 116V115H220ZM223 116V115H222ZM10 117H11V115H10ZM9 117V118H10ZM17 117V116H16ZM64 117H65V115H64ZM70 117V116H69ZM113 117V116H112ZM117 117H118V115H117ZM159 115L157 114V117H156V125H157V123H158V119L159 118H161V116L159 117ZM163 117V116H162ZM169 117V116H168ZM167 117V118H168ZM171 117V116H170ZM171 117V118H172ZM253 117V118H252ZM257 117V116H256ZM1 118V119H2ZM14 118V117H13ZM68 118V117H67ZM120 118V117H119ZM158 118V119H157ZM217 118V117H216ZM220 117H218V119H219ZM223 119H225L224 117H222ZM221 118V119H222ZM251 118H252V120H253V123H251L252 121H251ZM6 119V118H5ZM5 119H3L4 121H2V120H0L1 121V123L2 122H4L5 123V125H6V123L7 122H5L6 120ZM60 119V118H59ZM108 119V118H107ZM162 119V118H161ZM160 119V120H161ZM217 119V120H218ZM11 120H13V121H15L14 119H11L10 118V121H9V123H11L12 121ZM124 120V121H123ZM165 120H170L171 121V119H165ZM220 120V119H219ZM257 120V119H256ZM256 120H255V123H256ZM259 120V119H258ZM17 121V120H16ZM163 122H162V124L161 125H163V123L165 122L164 120H162ZM173 121V120H172ZM233 121H234V123H233ZM217 122V121H216ZM222 122V121H221ZM232 122V123H231ZM15 123V122H14ZM168 123H170V122H168ZM172 123V122H171ZM218 123H219V121H218ZM218 123H217V125H218ZM8 124V123H7ZM166 125H167V123H165ZM174 124V123H173ZM257 124V123H256ZM1 125V124H0ZM5 125H3V127L5 126ZM15 125V124H14ZM98 125V124H97ZM155 125V126H156ZM159 125V124H158ZM157 125V126H158ZM161 125H159V126H161ZM165 125V126H166ZM259 125V124H258ZM9 125H7V127H8ZM158 126V127H159ZM225 126V127H224ZM257 126V125H256ZM0 127H2V126H0ZM56 127V126H55ZM157 127V128H158ZM200 127H202V129L200 128ZM260 127V126H259ZM51 128V127H50ZM104 128V127H103ZM155 128V127H154ZM43 129H45V128H43ZM161 129H162V127H161ZM165 129V128H164ZM168 129H170V127L169 128H167V130ZM173 129V128H172ZM218 129V128H217ZM219 129H220V127H219ZM1 130V129H0ZM4 130V129H3ZM41 130H42V128H41ZM47 130H49V129H46V131ZM53 130V129H52ZM51 130V131H52ZM70 130V129H69ZM206 130V131H207ZM264 130V129H263ZM55 131V130H54ZM163 131V130H162ZM165 132H166V130H164ZM168 131H170V134H172V132H175V131H173V130H168ZM49 132V131H48ZM47 132V133H48ZM203 132V131H202ZM213 132H216V131H213ZM212 132V133H213ZM258 132H259V134H258ZM52 133V132H51ZM120 133V134H119ZM168 133V132H167ZM197 133H199V134H197ZM203 133H206V132H203ZM211 133V134H212ZM206 134H209L208 132L206 133ZM53 135V134H52ZM200 135L202 136V137H200ZM204 135V134H203ZM210 135V134H209ZM161 136H165L164 134H162ZM170 136V135H169ZM171 137V136H170ZM206 137H207V135H206ZM205 137V138H206ZM118 139V138H117ZM167 139V138H166ZM204 140V139H203ZM209 140H207V141H209ZM168 141V140H167ZM262 141V142H261ZM203 142H206V141H203ZM106 143V142H105ZM147 143V142H146ZM107 144V143H106ZM105 144H103L102 146L103 147H106V146H104ZM108 145V144H107ZM101 147V146H100ZM102 147V150L104 149L105 150V148H103ZM101 149V148H100ZM100 149H98V151H100ZM125 149H127L126 151H125ZM104 150H103V153H104ZM142 150V149H141ZM138 151V150H137ZM140 151V150H139ZM53 152V151H52ZM56 152V151H55ZM84 152H85V150H84ZM102 152V151H101ZM109 152V151H108ZM112 152V153H113ZM145 152V153H144ZM23 153H24V155H17V156H14L12 159L13 160H15V161H13L14 163L13 164H11V167H12V169L11 170H4V171H1L0 172V177L2 176V181H1V183H0V200H5V199H11L12 198V196H13V194L15 195L17 192L18 193H20L19 192V190H20V187H17V185L16 186H14L13 187V183L11 184V182H10V178H9V175L12 173V170L13 169H15L16 168V166L17 165H22L24 162H26L27 160H33V161H35V160H39L40 158H39V156H37L36 158L35 157H30L31 155V153H35V151L34 150H29V151H27L26 153L23 151ZM48 153H49V157H50V155L52 154L51 153V151L49 150L48 151ZM54 153V152H53ZM92 153V152H91ZM95 153V152H94ZM98 153V152H97ZM100 153V152H99ZM106 153V152H105ZM119 153V152H118ZM107 154V153H106ZM135 154H136V152H135ZM82 155V154H81ZM84 155H85V153H84ZM88 155V154H87ZM53 156V155H52ZM51 156V157H52ZM83 156V155H82ZM96 156V155H95ZM50 157V158H51ZM57 158H59L58 156H56ZM91 157H93V156H91ZM97 157V156H96ZM101 157V156H100ZM100 157H98V158H100ZM103 157V156H102ZM114 157V156H113ZM136 157V156H135ZM98 158H95V159H98ZM115 158V157H114ZM80 159V158H79ZM79 159H77V160H79ZM81 159H83V157H81ZM80 159V160H81ZM85 159V158H84ZM93 159V158H92ZM113 159V158H112ZM121 159V158H120ZM130 159V160H131ZM53 160V159H52ZM51 160V161H52ZM61 160V159H60ZM86 160V159H85ZM100 160V159H99ZM98 160V161H99ZM135 160V159H134ZM41 161V160H40ZM50 161V160H49ZM56 161H58V160H56ZM92 162L94 161V160H91ZM105 161V160H104ZM135 161V162H136ZM16 162V163H15ZM30 162V161H29ZM28 162V163H29ZM32 162V161H31ZM59 162V164L60 163H63L62 161L60 162V161H58ZM58 162H57V164H58ZM77 162V161H76ZM85 162V161H84ZM97 162V161H96ZM101 162H103V161H100V163ZM106 162H107V160H106ZM109 162H112L111 160L110 161H108V163ZM130 162H132V160L130 161ZM134 162V161H133ZM27 162H26V164H28ZM52 163V162H51ZM97 163H99V162H97ZM99 163V164H100ZM105 162H103V164H101V165H106V164H104ZM107 163V166L109 165L110 167H112L111 166V164H108ZM49 164V163H48ZM54 164H56V163H54ZM71 164V163H70ZM77 164V163H76ZM80 164H82V162L80 163ZM92 164H95V163H92ZM1 165H2V163H1ZM3 165H6V162H3ZM23 165H25V164H23ZM47 165V164H46ZM61 165H63V164H61ZM73 165V164H72ZM88 165H89V162H88ZM100 165V166H101ZM133 165V164H132ZM20 166H18V167H20ZM48 166V165H47ZM52 166V165H51ZM64 166V165H63ZM81 166V165H80ZM84 167H85V165H83ZM96 166H97V164H96ZM106 166V167H107ZM108 166V167H109ZM129 166H131L132 167V169H131V172H130V170H129ZM54 167V166H53ZM52 167V168H53ZM94 167V166H93ZM103 168H104V166H102ZM112 167V168H113ZM117 167H114L113 168V170H115L116 171V169H117ZM51 168V169H52ZM59 168H61L60 166H59ZM73 168V167H72ZM95 168H97V167H95ZM17 169V168H16ZM16 169L15 170H13V172L15 171L16 172ZM20 169V168H19ZM58 169V168H57ZM70 169V168H69ZM75 169V168H74ZM88 169V168H87ZM90 169H91V167H90ZM94 169V168H93ZM98 169V168H97ZM96 169V170H97ZM105 169V168H104ZM128 169V171H126ZM59 170V169H58ZM62 170H64V169H62ZM72 170V169H71ZM96 170H94V172L96 171ZM99 170H101V168L99 169ZM106 170H108L107 168H106ZM109 170L111 171V173L113 172L110 168H109ZM108 170V171H109ZM120 170V169H119ZM19 171H21V170H19ZM53 171V170H52ZM98 171V170H97ZM97 171H96V174H98L97 173ZM108 171H106V172H108ZM68 172H70V171H68ZM83 172V171H82ZM101 172V171H100ZM103 172V171H102ZM106 172H103V173H105V174H107ZM119 172V171H118ZM17 173V172H16ZM33 173V172H32ZM64 173H65V171H64ZM66 173H67V171H66ZM93 173V172H92ZM110 173V172H109ZM15 174V173H14ZM13 174V175H14ZM23 174V173H22ZM71 174V173H70ZM70 174H68V175H70ZM73 174L75 175V173L73 172ZM83 174H84V172H83ZM101 174L102 173H100V176H101ZM104 174V175H105ZM115 173H113V175H114ZM124 174H126V175H124ZM67 175V174H66ZM77 175H79L80 176V174H77ZM76 176V175H75ZM75 176L73 177V179L75 178ZM78 176V177H79ZM93 176H94V173H93ZM98 176H99V174H98ZM108 176H110L109 174H108ZM112 176V175H111ZM67 177V176H66ZM83 177H85V176H83ZM96 177V176H95ZM115 177V176H114ZM11 178H12V176H11ZM71 178V177H70ZM77 178V177H76ZM88 178V177H87ZM104 178V177H103ZM111 178V177H110ZM123 178H122V182H123ZM72 179V178H71ZM105 179H107V177L105 178ZM113 179V178H112ZM112 179H111V181H112ZM116 179H119V178H117V176H116ZM116 179H114V180H116ZM13 179H11V181H12ZM83 179H81V181H82ZM87 180V179H86ZM91 180V179H90ZM110 180V179H109ZM109 180H107V181H109ZM130 180V181H131ZM142 180V179H141ZM143 180V181H144ZM69 181V180H68ZM84 181V180H83ZM116 181H118V180H116ZM121 181V180H120ZM120 181H119V183H120ZM137 181H139L140 182V180H137ZM13 182V181H12ZM93 183H94V180L92 181ZM121 182V183H122ZM125 182H129V181H125ZM124 182V183H125ZM15 183V182H14ZM22 183V182H21ZM82 183H85V181L84 182H82ZM92 183V184H93ZM127 183H125V184H127ZM130 183H133V181L132 182H130ZM135 183V182H134ZM141 183V182H140ZM140 183H138V184H140ZM144 183V182H143ZM147 183V182H146ZM24 184V183H23ZM90 184H91V182H90ZM99 184H101V186H104L105 187V184L104 185H102V183H99ZM99 184H97L98 185V188H99ZM111 184V183H110ZM125 184H123L122 185V187L123 186H125ZM2 185V186H1ZM25 185V184H24ZM30 185V184H29ZM96 185V184H95ZM95 185H93V186H95ZM113 185V184H112ZM116 185H119V184H116ZM129 184H127V186H128ZM70 186H71V184H70ZM100 186V187H101ZM119 186H121V185H119ZM130 186H131V184H130ZM133 186V185H132ZM138 186V185H137ZM141 186V188H142V186L143 185H139V187ZM151 185H149V187H150ZM2 187H4V188H2ZM16 187V188H15ZM67 187V186H66ZM134 187H135V184H134ZM147 187V186H146ZM149 187H148V189H149ZM17 188H18V190H17ZM22 188H23V185H22ZM69 188H72V186L71 187H69ZM75 189H77L76 187H74ZM74 188H73V190H74ZM107 188V187H106ZM116 188V187H115ZM96 190H98L97 189V186H96V188H95ZM109 189V188H108ZM123 189H125V188H123ZM130 189V188H129ZM135 189H136V187H135ZM134 189V190H135ZM147 189V190H148ZM95 190V191H96ZM101 190V189H100ZM128 190V189H127ZM126 190V193L127 192H129V193H132V195L134 196V191L132 192V191H127ZM131 190H132V188H131ZM137 190H138V188H137ZM136 190V191H137ZM145 190V189H144ZM75 191V190H74ZM135 191V192H136ZM26 192V191H25ZM24 192V193H25ZM72 192V191H71ZM101 192H104L103 190L101 191ZM107 192V191H106ZM109 192V191H108ZM107 192V193H108ZM72 193H74V192H72ZM106 193V194H107ZM125 193V194H126ZM134 193V194H133ZM137 193H138V191H137ZM136 193V194H137ZM144 193H145V191H144ZM69 194H70V192H69ZM103 194V193H102ZM128 194V193H127ZM141 194H142V192H141ZM71 195H73V194H71ZM74 195H75V193H74ZM122 195V194H121ZM129 195H131V194H129ZM143 195H145V194H143ZM16 196V195H15ZM18 196V195H17ZM20 196L21 197H24L25 195L23 194V192L21 191V193H20ZM125 196H128V195H125ZM124 196V197H125ZM133 196H131V197H133ZM140 196V195H139ZM146 196V195H145ZM144 196V197H145ZM161 196L159 195V198H161ZM129 197V196H128ZM131 197H129V198H131ZM137 197V196H136ZM143 197V198H144ZM14 198V197H13ZM15 198H17V197H15ZM111 198V197H110ZM109 198V199H110ZM122 198V196H120V199ZM127 198V197H126ZM134 198V197H133ZM116 199H118V198H116ZM136 199V198H135ZM138 199V198H137ZM136 199V200H137ZM146 199V198H145ZM20 200V199H19ZM18 200V201H19ZM107 200H108V197H107ZM113 200V199H112ZM115 200V199H114ZM122 200H124V198L122 199ZM121 200V201H122ZM127 200V199H126ZM126 200L124 201L125 203H126ZM130 200V199H129ZM131 200H132V198H131ZM144 200V199H143ZM161 200V199H160ZM160 200H158V201H160ZM13 201V200H12ZM18 201H16V203L18 202ZM95 202H96V200H94ZM102 201V200H101ZM101 201H100V204H101ZM133 201V200H132ZM132 201H130L131 203L130 204H132L133 206H134V204L132 203ZM162 201V200H161ZM1 202H5V201H1ZM76 203H77V201H75ZM84 202V201H83ZM85 202H87V201H85ZM84 202V203H85ZM98 202V201H97ZM103 202H104V200H103ZM116 202L117 201H115V204H116ZM128 200H127V205H128ZM134 202V201H133ZM137 202V201H136ZM141 202V201H140ZM150 202H152V201H150ZM149 202V203H150ZM9 203H11V201L9 202ZM13 203V202H12ZM21 203V202H20ZM76 203H75V205H74V207L76 206ZM91 203V202H90ZM105 203V202H104ZM104 203H102V204H104ZM111 204V202H108V204ZM114 203V202H113ZM112 203V204H113ZM144 203V202H143ZM153 203V202H152ZM152 203H151V205H152ZM161 203V202H160ZM18 205H20L19 203H17ZM67 204V203H66ZM78 204V203H77ZM80 204V203H79ZM78 204V205H79ZM87 204H89V202L87 203ZM86 204V206H88ZM93 204V203H92ZM108 204H106V208H107V205ZM110 204H109V206H110ZM137 203H135V206H137L136 205ZM145 204V203H144ZM153 204H155V202L153 203ZM159 204V203H158ZM163 204V203H162ZM166 204H168V203H166ZM10 205V204H9ZM67 205H70V203L69 204H67ZM90 205V204H89ZM97 205H98V203H97ZM96 205V206H97ZM125 205V204H124ZM123 205V206H124ZM126 205V206H127ZM151 205H149L150 207H151ZM156 205V204H155ZM165 205V204H164ZM169 205V204H168ZM5 206H6V204H5ZM22 206V205H21ZM80 206V205H79ZM82 206L83 205H81V207L80 208H82ZM123 206H121L120 208L121 209H123L124 210V208H123ZM134 206V207H135ZM23 207V206H22ZM133 207V208H134ZM139 207H140V205H139ZM150 207H148V208H150ZM159 207V206H158ZM168 207V206H167ZM6 208H8V207H6ZM6 208H3L2 207V209L4 210H6ZM93 208H94V206H93ZM102 208H103V206H102ZM105 208V209H106ZM127 208V207H126ZM126 208H125V210H126ZM130 208H131V206H130ZM129 208V209H130ZM155 208V207H154ZM164 208V207H163ZM10 209V208H9ZM83 209V208H82ZM82 209H79V210H82ZM95 209H96V207H95ZM100 209V208H99ZM109 209V208H108ZM107 209V210H108ZM112 209V208H111ZM110 209V210H111ZM128 209V208H127ZM132 209V208H131ZM131 209H130V212H131ZM137 209V208H136ZM135 209V210H136ZM142 209V208H141ZM151 209V208H150ZM150 209L148 210V211H150ZM4 210V211H5ZM75 210V209H74ZM89 210V209H88ZM104 210V209H103ZM103 210H99L100 212L101 211H103ZM133 210V209H132ZM133 211V213L135 212L136 213V211ZM138 210V209H137ZM145 210V209H144ZM171 209H169V211H170ZM176 210V209H175ZM83 211V210H82ZM85 211H87V210H84V212ZM109 211V210H108ZM121 211V212H120ZM119 211V213H125L124 211L122 212V210H120ZM139 211V210H138ZM137 211V212H138ZM153 211H154V209H153ZM164 211H166V210H164ZM177 211V210H176ZM7 212V211H6ZM72 212V211H71ZM78 212V211H77ZM81 212V211H80ZM83 212V213H84ZM104 212V211H103ZM127 212H129V210H127ZM140 212H141V210H140ZM145 213H146V210L144 211ZM7 213H9V212H7ZM90 213V212H89ZM144 213V214H145ZM148 213H150V212H148ZM165 213H167V212H165ZM178 213V212H177ZM82 214V213H81ZM91 214H93V211L91 212ZM91 214H88V215H91ZM112 214V213H111ZM132 214V213H131ZM139 214V213H138ZM147 214V213H146ZM154 214H156V213H154ZM6 215V214H5ZM93 215H98V214H93ZM99 215H100V213H99ZM98 215V216H99ZM103 215V214H102ZM104 215H106V214H104ZM108 215H109V213H108ZM121 215V214H120ZM127 215H130V213L129 214H127ZM136 215V214H135ZM134 214L132 215V216H135ZM142 216H143V214H141ZM148 215V214H147ZM147 215H145V216H147ZM165 215V214H164ZM169 215V214H168ZM176 216H177V214H175ZM180 215H181V213H180ZM7 216V215H6ZM107 216V215H106ZM109 216H111V215H109ZM125 216V215H124ZM124 216H120V218L121 217H124ZM131 216V217H132ZM149 216V215H148ZM161 216H163V214H161ZM172 216V215H171ZM3 217V216H2ZM76 217V216H75ZM75 217H73V218H75ZM101 217V218H100ZM99 218L100 219H102V217L103 216H100ZM126 217V216H125ZM128 217V216H127ZM131 217H128V218H130L131 219ZM155 217V216H154ZM166 217V216H165ZM168 217V216H167ZM98 218V219H99ZM119 218V219H120ZM135 218H139V217H137V216H135ZM144 218H146V217H144ZM148 218V220L147 221H149V217H147ZM151 218H153L152 216L150 217V219ZM163 218V217H162ZM169 218V217H168ZM175 218V217H174ZM1 219V218H0ZM104 219H105V217H104ZM122 219V218H121ZM126 219V218H125ZM125 219L123 220V221H125ZM176 219V218H175ZM106 220V219H105ZM114 220V219H113ZM135 220V219H134ZM133 220V221H134ZM140 219H138V220H136V221H139ZM156 220V219H155ZM166 220V219H165ZM181 220V219H180ZM102 221V220H101ZM110 221V220H109ZM115 221H116V219H115ZM115 221H113V222H115ZM121 221V220H120ZM147 221H145L144 223H146ZM176 221V220H175ZM98 222L100 223V220H98ZM97 222V223H98ZM105 222V221H104ZM107 222H108V220H107ZM112 222V221H111ZM130 222V221H129ZM143 222V221H142ZM142 222L141 223H139V225L141 224V226H139V227H141L142 228V225L144 224H142ZM162 222H164V221H161V219H160V225H158V227L160 226L161 227V224H162ZM173 222V221H172ZM176 222H178V220L176 221ZM109 224H111L112 225V223H110V222H108ZM107 223V224H108ZM117 223H119V221L117 222ZM123 223H125V222H123ZM127 223V222H126ZM134 223H136L135 221H134ZM138 223V222H137ZM148 223V222H147ZM165 223V222H164ZM100 224H102V223H100ZM105 224H106V222H105ZM116 224V223H115ZM120 224V223H119ZM122 224V223H121ZM121 224H120V226H121ZM150 224V223H149ZM153 224V223H152ZM159 224V223H158ZM167 224V223H166ZM170 224V223H169ZM175 224V223H174ZM177 224V223H176ZM181 224V223H180ZM179 224V225H180ZM210 224V225H209ZM118 225V224H117ZM132 225H134V224H132ZM157 225V224H156ZM165 225V224H164ZM185 225V224H184ZM183 225V226H184ZM105 226L106 225H104V227L103 228H105ZM149 226V225H148ZM153 226H154V224H153ZM163 226V225H162ZM168 226V225H167ZM172 226H173V224H172ZM175 226V225H174ZM173 226V227H174ZM182 226V225H181ZM212 226H211V228H212ZM2 227V226H1ZM0 227V228H1ZM110 226H108L107 228H109ZM113 227H114V224H113ZM119 227V226H118ZM122 227H124V226H122ZM126 227V226H125ZM137 227H138V225H137ZM143 227H145V224H144V226ZM157 227V226H156ZM165 227V226H164ZM170 227V229H172L171 228V226H168V228ZM179 227V226H178ZM187 227V226H186ZM185 227V228H186ZM110 228H112V227H110ZM109 228V229H110ZM147 228H150V227H147ZM163 228V227H162ZM162 228H160V229H162ZM180 228V227H179ZM184 228V229H185ZM118 229V228H117ZM120 229H122V228H120ZM125 229H127V228H125ZM129 229V228H128ZM145 229H146V227H145ZM159 229V228H158ZM166 229V228H165ZM174 229V228H173ZM183 229V228H182ZM191 229H189V234H190V230ZM228 229V230H227ZM107 230V229H106ZM134 230H136V226H135V229ZM147 230H149V229H147ZM152 230H153V232H155V230H156V228L155 229H152L151 228V232H152ZM200 230H202V229H200ZM212 230V232H213V229H211ZM218 228H217V233H219L218 232ZM103 232H105V231H103ZM109 232H110V230H109ZM109 232H107V233H109ZM113 232H114V230H113ZM115 232H116V230H115ZM117 232H118V230H117ZM119 232H120V230H119ZM124 232H127V230H124ZM132 232H133V230H132ZM131 232V233H132ZM138 232H140V228H138ZM165 232H167V230H164V233ZM168 232H169V229H168ZM176 232H177V230H176ZM176 232H174V233H176ZM180 232H181V230H180ZM186 232H187V230H186ZM205 232H206V230H205ZM221 232H222V230H221ZM106 233V232H105ZM112 232H110V234H111ZM135 233V232H134ZM145 233V230L143 229V234ZM146 233H148V232H146ZM144 234V235H147V234ZM158 232H155V234L156 235H158L157 234ZM164 233H162V235L161 236H163V235H165L166 236V234H164ZM184 233V232H183ZM196 233V232H195ZM199 233H201V232H199ZM223 233V232H222ZM222 233H219L220 235L219 236H221V234ZM103 234V233H102ZM110 234H108V235H110ZM117 234V233H116ZM120 234H122V232L120 233ZM125 234V233H124ZM127 234V233H126ZM128 234H129V236L131 235L130 234V232H128ZM140 234H142L141 232H140ZM139 234V235H140ZM154 234V235H155ZM177 234H178V232H177ZM204 234V233H203ZM210 234H211V232H210ZM210 234H209V237H210ZM214 234H215V232H214ZM30 235V234H29ZM104 235H106V234H104ZM107 235V236H108ZM112 235V234H111ZM110 235V236H111ZM114 235V234H113ZM132 235H133V233H132ZM143 235V236H144ZM194 235H196V234H194ZM193 235V233H192V236H194ZM218 235V234H217ZM217 235H215V236H217ZM109 236V237H110ZM118 236V235H117ZM124 236V235H123ZM126 236V235H125ZM124 236V237H125ZM135 236H136V233H135ZM138 236V235H137ZM136 236V237H137ZM142 235H141V237H143ZM149 236V237H148ZM152 236H153V234H149L148 233V235L146 236V237H148L147 239L145 238L144 240H142L141 238V240L142 241H154V240H156V239H154V238H152ZM172 236V235H171ZM188 236V235H187ZM186 236V237H187ZM190 236H191V234H190ZM196 236H201L202 237V235H199V234H197ZM206 236H208V232H207V235ZM211 236H213V233H212V235ZM27 237V236H26ZM53 237H54V235H53ZM57 237V236H56ZM112 237V236H111ZM114 237V236H113ZM116 237V236H115ZM120 237H122V235L120 236ZM119 237V238H120ZM123 237V238H124ZM139 237V236H138ZM137 237V238H138ZM160 237V236H159ZM178 237H180L181 238V236H178ZM205 237V236H204ZM221 237H223V236H221ZM224 237H226V236H224ZM227 237H228V235H227ZM51 238V237H50ZM72 238V237H71ZM117 238V237H116ZM128 238V237H127ZM126 238V239H127ZM132 238V237H131ZM134 238V237H133ZM164 238V237H163ZM167 238V237H166ZM172 238V237H171ZM176 238H177V236H176ZM184 239H187V238H189V237H187V238H185V237H183ZM196 238V237H195ZM198 238H200V237H198ZM197 238V239H198ZM206 238V237H205ZM211 238V237H210ZM169 239V238H168ZM167 239V240H168ZM183 239V240H184ZM201 239V238H200ZM200 239H198V242H199V240ZM204 239V238H203ZM207 239V238H206ZM206 239H204V240H206ZM209 239V238H208ZM207 239V240H208ZM213 238H211V240H212ZM214 239H216V237L214 238ZM214 239H213V241H214ZM218 239V238H217ZM216 239V240H217ZM228 239V238H227ZM231 239V238H230ZM230 239H228L229 240V242L231 241ZM3 240V239H2ZM2 240H1V242H2ZM59 240V239H58ZM67 240V239H66ZM77 240V239H76ZM114 240V239H113ZM116 240H118V239H116ZM121 240V239H120ZM135 241H136V243H137V240L138 239H134ZM139 241V242H142V241ZM157 240H159V239H157ZM162 240V239H161ZM160 240V241H161ZM171 240V239H170ZM181 240H182V238H181ZM182 240V241H183ZM189 240H191V238L189 239ZM193 240V239H192ZM203 240V241H204ZM220 240V239H219ZM228 240H226V241H228ZM122 242H123V240H121ZM132 241V242H131ZM130 242V245H132V244H134L135 245V243L133 242V239L131 240ZM178 241H180V240H178ZM184 241H186V240H184ZM202 241V242H203ZM225 241V239L224 240H222V238H221V242H224ZM23 242V241H22ZM68 242V241H67ZM124 242H126V241H124ZM123 242V243H124ZM155 242V241H154ZM169 242V241H168ZM167 242V243H168ZM171 242V241H170ZM188 242V241H187ZM192 243H193V241H191ZM191 242H189V244L191 243ZM208 242V241H207ZM206 242V243H207ZM211 242V241H210ZM215 242V241H214ZM232 242V241H231ZM233 242V243H234ZM33 243V242H32ZM102 243V242H101ZM106 243V242H105ZM126 243H128V242H126ZM157 243V242H156ZM161 243V242H160ZM167 243H166V245H167ZM191 243V244H192ZM196 243H197V240H196ZM204 243V242H203ZM226 243V242H225ZM225 243L223 244V245H225ZM228 243V242H227ZM68 244V243H67ZM142 244V243H141ZM149 245H147L146 244V242H145V244L143 245V247H145L146 248V246L145 245H147V247L148 246H150V247H152L153 245H152V243L150 244V243H148ZM164 243H162V245H163ZM199 244H201V241H200V243ZM205 244V243H204ZM210 244V243H209ZM216 244V243H215ZM235 244V243H234ZM235 244V245H236ZM239 244H237L239 247H235V249L236 248H239L240 249V245ZM51 245H52V243H51ZM98 245V244H97ZM126 245V244H125ZM129 245V247H131ZM133 245V246H134ZM156 245V244H155ZM155 245H154V247H155ZM165 245V244H164ZM169 245V244H168ZM201 245H203V244H201ZM200 245V246H201ZM211 245V244H210ZM213 245V244H212ZM231 245V244H230ZM89 246V245H88ZM114 246V245H113ZM127 246V245H126ZM137 246H141V245H136V247ZM188 246V245H187ZM207 246V245H206ZM216 246V245H215ZM221 246H222V244H221ZM226 246H228L227 244H226ZM25 247V246H24ZM40 247H41V245H40ZM39 247V248H40ZM55 247H57V246H55ZM62 247V246H61ZM135 247V246H134ZM135 247V248H136ZM142 247V248H143ZM150 247H148V249H150ZM166 247V246H165ZM204 247H205V245H204ZM203 247V248H204ZM208 247V246H207ZM207 247H205V248H207ZM229 247V246H228ZM241 247H242V245H241ZM42 248V247H41ZM60 248V247H59ZM132 248V247H131ZM202 248V247H201ZM217 248V247H216ZM222 248H225V247H222ZM222 248H220V249H222ZM229 248H231V247H229ZM234 248V247H233ZM24 249V248H23ZM130 249V248H129ZM147 249V248H146ZM211 249V248H210ZM220 249H218V250H220ZM228 249V248H227ZM31 250V249H30ZM43 250V249H42ZM41 250V251H42ZM164 250V249H163ZM179 250V249H178ZM208 250V249H207ZM33 251H35V250H33ZM37 251H38V249H37ZM57 251V250H56ZM68 251V250H67ZM105 251V250H104ZM155 251V250H154ZM153 251V252H154ZM205 251V250H204ZM210 251V250H209ZM239 252H240V250H238ZM237 251V252H238ZM241 251H243L242 250V248H241ZM51 252V251H50ZM70 252V251H69ZM83 252V251H82ZM158 252H160V251H158ZM165 252V251H164ZM220 252V251H219ZM222 252V251H221ZM238 252V253H239ZM244 252V251H243ZM242 252V253H243ZM20 253V252H19ZM19 253H17L18 255H16L15 257H17V256H20L19 255ZM22 253V252H21ZM27 253V252H26ZM37 253V252H36ZM42 253H44V252H42ZM48 253V252H47ZM134 253H135V251H134ZM151 253V252H150ZM161 253V252H160ZM195 253V252H194ZM216 253V252H215ZM226 253H228V252H226ZM232 253H234V252H231V254ZM33 254H34V252H33ZM52 254V253H51ZM57 254V253H56ZM66 255H67V257H68V253H65ZM130 254V253H129ZM201 254H202V252H201ZM214 254V253H213ZM220 254V253H219ZM218 254V255H219ZM230 253H228L227 255H229ZM230 254V255H231ZM237 254V253H236ZM241 254V253H240ZM31 255V254H30ZM53 255V254H52ZM71 255H73V254H71ZM70 255V256H71ZM84 255H85V253H84ZM119 255V254H118ZM124 255V254H123ZM153 255V254H152ZM222 255V254H221ZM229 255V256H230ZM242 255V254H241ZM42 256V255H41ZM45 256V255H44ZM53 256H56V255H53ZM60 256H61V253H60ZM125 256V255H124ZM127 256V255H126ZM126 256H125V258H126ZM130 256H131V254H130ZM129 256V257H130ZM137 256V255H136ZM163 256V255H162ZM198 256V255H197ZM196 256V257H197ZM226 256V255H225ZM21 257H23V256H21ZM26 257V256H25ZM33 257V261H34V256H32ZM38 257V256H37ZM40 257V256H39ZM57 257H58V259H61V257H63V256H61L60 258H59V256H58V254H57ZM66 257V256H65ZM76 257V256H75ZM117 258H118V256H116ZM120 257V256H119ZM205 257V256H204ZM210 257V256H209ZM217 256H215V258H216ZM224 256H222V258H223ZM235 257V256H234ZM27 258V257H26ZM30 258V257H29ZM46 258V257H45ZM51 258H53V257H51ZM64 258V257H63ZM70 258H72V257H70ZM70 258L68 259V258H65L66 260L68 259V260H70ZM116 258V259H117ZM121 258V257H120ZM135 258V257H134ZM137 258V257H136ZM157 258V257H156ZM180 258V257H179ZM184 258V257H183ZM188 258V257H187ZM207 258V257H206ZM212 259H213V257H211ZM214 258V259H215ZM218 258V257H217ZM225 258V257H224ZM226 258H228V257H226ZM236 258V257H235ZM241 258H242V256H241ZM17 259V258H16ZM19 259H21L20 257L18 258V260ZM28 259V258H27ZM39 259V258H38ZM42 259H43V257H42ZM64 259V260H65ZM85 259V258H84ZM211 259V260H212ZM238 259V258H237ZM2 260V259H1ZM4 260V259H3ZM9 260V259H8ZM14 260V259H13ZM36 260V259H35ZM49 260V259H48ZM51 260V259H50ZM65 260V261H66ZM77 260V259H76ZM122 260H124V259H122ZM134 260V259H133ZM138 260V259H137ZM159 260V259H158ZM192 260V259H191ZM196 260V259H195ZM195 260H194V262H195ZM202 260V259H201ZM200 260V261H201ZM209 260V259H208ZM207 260V261H208ZM216 260V259H215ZM214 260V261H215ZM219 260H221V257H219ZM219 260H218V262H219ZM223 260V259H222ZM224 260H226V259H224ZM231 260H233L232 258H231ZM31 261V260H30ZM29 261V262H30ZM32 261V262H33ZM46 261V260H45ZM45 261H44V263H45ZM52 261H53V259H52ZM51 261V262H52ZM54 261H56L57 262V259L56 260H54ZM63 261V259L60 261V263ZM65 261H63V262H65ZM74 261V260H73ZM113 261V260H112ZM126 261V260H125ZM128 261V260H127ZM126 261V262H127ZM199 261V259H198V262H200ZM213 261V262H214ZM227 261H228V259H227ZM236 261V260H235ZM239 260H237V262H238ZM3 262V261H2ZM12 262V261H11ZM19 262V261H18ZM17 262V263H18ZM31 262V263H32ZM50 262V261H49ZM56 262H55V264H56ZM70 262V261H69ZM107 262V261H106ZM106 262H104V260H103V263L105 264ZM135 262V261H134ZM153 262V261H152ZM197 262V261H196ZM204 262V261H203ZM213 262H212V264H213ZM223 262H225V261H223ZM241 261H239L238 263L239 264H241L240 263ZM14 263V262H13ZM77 263V262H76ZM125 263V262H124ZM124 263H122V264H124ZM208 263V262H207ZM209 263H210V261H209ZM208 263V264H209ZM215 263H217V260H216V262ZM220 263H222V262H220ZM227 263V262H226ZM229 263H230V260H229ZM232 264H233V262H231ZM230 263V264H231ZM238 263H235V264H238ZM8 264V263H7ZM19 264V263H18ZM27 264V263H26ZM34 264H36L35 262H34ZM38 264H39V262H38ZM52 264H53V262H52ZM58 264V263H57ZM62 264V263H61ZM65 264H70V263H65ZM73 264V263H72ZM120 264V263H119ZM132 264V263H131ZM142 264V263H141ZM187 264V263H186ZM194 264H196V263H194ZM211 264V263H210Z\"/></svg>",
    "mask_w": 264,
    "mask_h": 264
},
{
    "label": "water",
    "instance_id": "water-1",
    "mask_svg": "<svg viewBox=\"0 0 264 264\" xmlns=\"http://www.w3.org/2000/svg\"><path fill=\"white\" fill-rule=\"evenodd\" d=\"M8 108H10L11 110L14 109L13 111H22L27 113L29 112V110L25 109L24 107L15 106L13 97L9 89L6 88L0 80V116L2 115V113H6ZM39 117H41V119H44L47 123H52L54 125L61 122H66V120H63L62 118L59 119L42 115Z\"/></svg>",
    "mask_w": 264,
    "mask_h": 264
}]
</instances>
